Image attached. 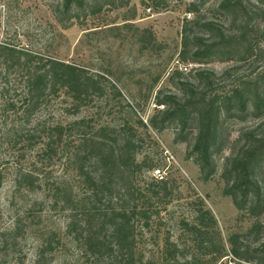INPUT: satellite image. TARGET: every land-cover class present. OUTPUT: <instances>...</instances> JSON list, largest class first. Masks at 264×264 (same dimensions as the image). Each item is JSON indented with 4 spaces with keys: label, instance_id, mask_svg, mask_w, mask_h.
Returning <instances> with one entry per match:
<instances>
[{
    "label": "rangeland",
    "instance_id": "374dc122",
    "mask_svg": "<svg viewBox=\"0 0 264 264\" xmlns=\"http://www.w3.org/2000/svg\"><path fill=\"white\" fill-rule=\"evenodd\" d=\"M221 1L104 0L101 13L83 23L82 16L57 17L58 0H0V45L28 55L30 67L41 73L50 61L64 63L100 88L83 101L64 89L47 91L26 115L24 79L15 70L0 79V264H89L69 224L73 215L82 217L79 203L89 196L74 154L98 127L122 137L130 127L139 140L134 157L140 168L117 178L113 206L154 212L149 226L136 224L143 264H264V212L238 210L225 194L223 178L226 161L243 149L246 132L258 125V132L264 130V115L256 120L249 113L233 114L224 123L208 181L188 156L194 130L180 134L175 124L161 130L149 124L162 109L155 107L156 97L176 93L177 80L170 81L176 70L184 79L192 78L194 70L213 72L216 91L264 71V36L244 59L180 61L186 21H192L186 34L201 40L209 39L202 26L206 22L231 30L230 17L218 10ZM245 2L260 10L257 23L263 32L264 0ZM123 19L132 27L105 29L122 25ZM143 29L151 30L155 42L147 34L141 40ZM157 168L165 172L162 181L152 176ZM200 207L216 221L212 237L218 250L223 245L221 253L201 252L184 227L195 224ZM167 241L182 253L168 255Z\"/></svg>",
    "mask_w": 264,
    "mask_h": 264
},
{
    "label": "trees",
    "instance_id": "16d2710c",
    "mask_svg": "<svg viewBox=\"0 0 264 264\" xmlns=\"http://www.w3.org/2000/svg\"><path fill=\"white\" fill-rule=\"evenodd\" d=\"M58 1L57 17L82 16L83 23L100 14L106 4L104 0ZM200 1L204 3L206 0ZM218 10L230 17L231 30L206 22L202 26L209 39L201 40L199 35L186 34V26L192 23L186 21L180 57L182 63L200 64L212 59L225 63L253 54L254 47L259 45L260 38L264 36V31H260L262 27L257 23L260 10L250 8L245 0H222ZM105 27L108 30H123L132 27V24L129 19H123L122 25ZM139 33L141 40L147 34L155 42L150 29L139 30ZM188 50L190 59L186 53ZM28 62V55L0 45V79L8 75L9 70H15L24 79L28 94L26 115L44 98L47 91L64 89L76 101H83L95 88L97 91L100 89L97 82L82 78L81 71L64 63L50 61L48 71L41 73L30 67ZM228 73L229 70L224 75ZM192 76L184 79L183 73L177 70L172 73L170 81L177 80L174 88L176 93L168 96L159 94L156 97L155 107L162 109L149 120V124L157 130H161L165 124H175L180 134L189 129L194 130L196 134L188 156L193 157L203 181H208L215 172L213 155L222 138L224 123L233 114L249 113L256 120L264 115V71L219 91L214 90L216 76L213 72L194 70ZM140 124L146 127L141 121ZM82 125L85 126L78 124ZM257 127L246 132L243 149L226 161L223 178L227 182L225 194L231 197L237 209L246 214L259 215L264 212V130L258 132ZM122 131L127 133V137L107 127H98L92 135L83 138L74 154L89 196L79 203L82 217L73 215L69 227L77 234L89 264H143L138 251L136 224L140 222L149 226L154 212L138 210L137 205L131 209L113 206L117 178L122 173L133 174L140 168L134 157L139 140L132 128L125 127ZM50 142L51 146L57 145L56 141ZM65 201L70 204L69 198ZM81 222L84 224L81 225ZM215 226L214 217L201 207L197 209L195 224H184L198 249L206 254L218 250L212 237ZM53 241L50 239V243ZM222 250L223 245L220 244L219 253ZM232 252L239 256L234 248ZM166 253L176 256L182 251L167 241ZM258 254H261L260 250Z\"/></svg>",
    "mask_w": 264,
    "mask_h": 264
},
{
    "label": "built area",
    "instance_id": "2783aa9c",
    "mask_svg": "<svg viewBox=\"0 0 264 264\" xmlns=\"http://www.w3.org/2000/svg\"><path fill=\"white\" fill-rule=\"evenodd\" d=\"M183 70L186 71V69H183ZM152 176L156 180H161L162 181L164 179V177H165V172L162 169H159V168L153 169Z\"/></svg>",
    "mask_w": 264,
    "mask_h": 264
}]
</instances>
